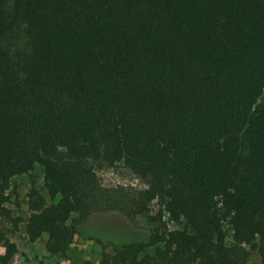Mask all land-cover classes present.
I'll return each mask as SVG.
<instances>
[{
    "label": "trees",
    "instance_id": "1",
    "mask_svg": "<svg viewBox=\"0 0 264 264\" xmlns=\"http://www.w3.org/2000/svg\"><path fill=\"white\" fill-rule=\"evenodd\" d=\"M263 95L264 0H0V219L41 165L25 229L51 255L119 211L154 226L98 239V264H264ZM98 161L146 187H105ZM1 247L18 252L0 229Z\"/></svg>",
    "mask_w": 264,
    "mask_h": 264
},
{
    "label": "rangeland",
    "instance_id": "2",
    "mask_svg": "<svg viewBox=\"0 0 264 264\" xmlns=\"http://www.w3.org/2000/svg\"><path fill=\"white\" fill-rule=\"evenodd\" d=\"M16 37L12 49L26 47L27 42L23 28L18 29ZM94 167L105 187L117 185L146 187V183L125 167L123 163L109 166L103 161H98L94 162ZM33 184L48 197L44 188V168L41 165H37L29 173L14 177L11 181V187L8 191L10 200L6 203L11 218H1L0 229L16 243L18 252L12 255L7 263L0 264H84L86 262L98 264L103 250V245L97 241L98 239L109 244V249H111L113 244L121 245L147 240L151 228L154 226L152 222L142 216L132 221L119 211L94 212L81 224L80 232L75 236L70 250L64 255H51L45 248L47 235H43L36 241H31L25 229L30 215L28 193ZM157 207L154 204L153 208L157 209ZM166 218L168 219V216ZM168 224L170 228H175L173 222L168 221ZM226 229L231 235V229L228 225H226ZM4 251L5 248L1 247L0 253ZM247 264H260L257 252L252 251Z\"/></svg>",
    "mask_w": 264,
    "mask_h": 264
}]
</instances>
